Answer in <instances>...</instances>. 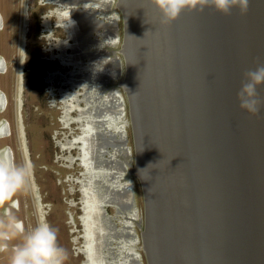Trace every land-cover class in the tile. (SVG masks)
<instances>
[{"label":"water","instance_id":"obj_1","mask_svg":"<svg viewBox=\"0 0 264 264\" xmlns=\"http://www.w3.org/2000/svg\"><path fill=\"white\" fill-rule=\"evenodd\" d=\"M119 1L121 11L114 4L101 10L96 18L103 22L94 29L113 27L115 34L117 19L110 15L117 12L119 42L103 46L119 50L124 35L121 85L130 94L150 263L264 264V107L253 115L237 100L244 72L264 64V0H249L246 13L234 8L224 15L207 6L185 9L171 21L154 0ZM86 15L64 11L62 23L74 41L68 60L80 55ZM258 91L264 98V85ZM89 134L82 137L88 162L97 149ZM4 154L12 164L8 147ZM85 194L87 263L109 264L105 233L97 230L105 200L92 188ZM133 250L146 264L141 244Z\"/></svg>","mask_w":264,"mask_h":264},{"label":"flooded vegetation","instance_id":"obj_2","mask_svg":"<svg viewBox=\"0 0 264 264\" xmlns=\"http://www.w3.org/2000/svg\"><path fill=\"white\" fill-rule=\"evenodd\" d=\"M31 1L33 0H0V142L7 139L11 141L12 135V140H20L21 155L25 159L28 169H30V156L37 148H43V152L45 150L52 155L51 151L53 152V148L51 145H53L54 137H50L46 132L43 137L41 136L42 139L37 136L31 137L26 133V124L38 125L41 123L44 127L47 126V123L49 127H54L56 124L57 127L59 125H65V127L72 124L78 125L79 134L70 135V138L66 137L68 140L65 142L62 140L58 141V146L63 160L71 163L69 168L73 167L75 171L80 169L78 172L79 176H74V186H72L73 190L76 188V196L73 199L77 201L75 206L80 211V215L74 216L72 211H69V207L65 206V204L68 205V201L64 196L62 198V195L65 194L62 188L61 191L58 189L56 193L58 195L56 202L54 200L48 201L49 212L47 217L39 216L37 220L49 223V216L52 213L55 215L57 213L61 218L67 216L72 226H79L81 232L79 237L82 239L79 252L84 259L82 264H88L87 256L84 253L85 227L83 208L86 198L85 193L92 188V193H96L98 197L105 200L101 204L103 210L101 223L99 224L101 229H97L99 232L105 233V240L102 246L103 258L107 262L109 261V264H140L142 257L133 248L135 249L137 244H141L142 249H144L146 264H151L146 251V243L142 239L143 232H138L140 236L137 234V228H142L141 224L144 227L143 231L146 229L147 204L142 189L144 196V223H142L138 212L137 175L134 172L136 145L130 108V94L121 85V81L125 78L123 76L126 73V68L122 71V64L119 59L121 58L120 55H123L124 35L121 39L119 50L110 51L103 46L104 41L110 43L111 46L119 42V30L121 27L118 23L119 16L117 12H113L110 15L117 19L115 21L117 24L115 34L113 27L110 30L109 28L106 30L94 29L98 27L99 23L103 22L101 19L96 18L101 13V10L106 8L109 11L114 4L120 12V1L60 0L63 2L59 3L58 0H42L45 1L44 4L50 5L54 3L62 7L56 11L59 20L53 22L52 25L54 27L61 26L67 33L65 39H61L59 44L51 46L52 50H54L52 58L49 56L44 57L45 55L41 56V54L36 55V51L32 49L31 45L36 42L28 41L30 31L32 29L35 30L36 26H39V21H35L37 17L31 12ZM35 1L36 5L40 6V0ZM67 10H81L82 13L87 14L85 27L82 28L81 36L77 43L80 47V55L69 60L62 58L73 51L71 45L74 41L68 38V31L63 23H60V20L61 22L63 21L61 11ZM10 13L12 16L9 15ZM89 14H91L90 17H95L96 19H91L88 16ZM15 16L16 19L14 20ZM89 19L93 21L90 22ZM42 21L40 24H43L44 27L49 25V17L43 15ZM11 27L13 28V34L8 30V28L11 30ZM50 33L54 35L53 31H50ZM63 41H66L64 43L66 49L64 50L59 47L63 44ZM15 46L17 48L15 49L17 50V58L10 61L9 52L11 53V49L15 48ZM42 50L44 49L42 48ZM55 50L59 51V54L56 55ZM57 58H59V63L65 68L60 65L54 66L55 63H58L55 61ZM42 59H49L51 61L47 62L49 65L54 62L51 65L52 68L48 69L50 74L45 80L51 83L53 89L51 85H48L44 95L37 86V89L33 90L32 96L30 92L28 94L27 83H35L34 76L36 74L34 75V70L38 69L40 65H44L41 64L43 62ZM104 64L106 66L105 72L102 70ZM122 72L123 75L121 74ZM47 106H53V109H58L60 112L62 110L61 117L54 118V116H50L51 120H49V117H45L44 114L42 116L41 110ZM74 112L73 118H70L69 115ZM4 124L7 129L4 128ZM15 125L18 129L21 127L22 132L17 133ZM61 128L65 129L64 127ZM91 132H94V134H89ZM87 134H89L88 137L92 135L95 137V140L92 141L93 144L90 146L91 148L97 147L96 158H98V162L96 158L95 160L92 158L89 162L83 160L84 150L87 146L85 145L86 140H83L82 137ZM45 144H47L46 147ZM7 147L11 152L12 164L20 165L18 162V152L20 153V151L11 145L4 146L3 150ZM15 151L17 154H15ZM97 153L99 154L97 155ZM87 183L90 184L91 188L87 187ZM58 184L60 183L58 182ZM23 187L28 193L27 182ZM22 192V189H18L9 193L7 198L12 195L11 198L8 200L5 198L3 200L5 204L0 207V242H2L0 246L5 248V251L1 252L4 258L3 264L10 263L11 249L19 242L18 232L29 231L25 223L28 205L23 200ZM32 193L35 205L30 197L28 201H31H29L30 215L33 218L34 212L41 210L42 198L34 196L35 191ZM68 197L70 200L72 195H68ZM55 205L56 210H54ZM70 240L72 241V239ZM148 246L150 247L151 245ZM131 249L133 250L132 252L130 251Z\"/></svg>","mask_w":264,"mask_h":264},{"label":"rangeland","instance_id":"obj_3","mask_svg":"<svg viewBox=\"0 0 264 264\" xmlns=\"http://www.w3.org/2000/svg\"><path fill=\"white\" fill-rule=\"evenodd\" d=\"M33 1H31V3H30V6L32 8L31 12L34 16L37 17L35 19V21H39V26H36L37 28L35 30L32 29L30 31L28 41L36 42L34 44L33 43L31 44L32 49L36 51V55L41 54V56L45 55L44 57L49 56L52 58L54 50H52L51 46L55 45V44H59L61 39L62 40L65 39V36L67 34L65 29L62 28L61 26H59V24H58L59 27H54L52 25L53 22H57L59 20L58 15H56V11L58 10V8H62V7H60L54 3L53 4L51 3L50 5L44 4L45 1H42V0L39 1L40 6H37L36 1L35 0H33ZM55 1H57V0H55ZM58 2L62 3V1H60V0H58ZM33 11H35V12L33 13ZM61 13L63 16L64 11H61ZM9 15L12 16L11 13ZM43 15L49 17V25H47L46 27H44L43 24H40L43 22L42 21ZM59 16H60V12H59ZM15 19H16V16L14 17V20ZM60 23H62L61 20H60ZM8 30H9V32L11 31V33L13 34V28L12 27H11V30H10V28H8ZM50 31H53L54 35L51 34L52 32L50 33ZM42 35L44 36V40H43ZM50 37H52V38H50ZM38 40H39V42H38ZM59 47L61 48V45ZM42 48L44 50H42ZM12 49H13V51H12ZM12 49H11V53L9 52L10 61H13L14 59L16 60V58H17V50H15V49H17L16 46H15V48H12ZM55 52H56V55L59 54V51L55 50ZM58 59L59 58L55 59V61H57L58 63H55L54 66L60 65L62 68H65V67H63L62 64L59 63ZM62 59H64V57ZM42 60H43V62L41 64H44V65H40L38 69L34 70V75L36 74L34 76L35 83L34 82L27 83V85H28L27 91H28V94L30 92V95H32L33 90L37 89V86H38V89L39 90L41 89L42 93L45 95L46 94L45 91H47L46 88L48 87V85H51V83H48L45 80H47L48 75L50 74V73H48V69L52 68L51 65H53L54 62L51 63V65H49V64H47V62H51L49 59H42ZM66 69H68V67H66ZM15 70H16V66H15ZM51 88L53 89L52 85H51ZM25 91H26V89H25ZM44 99H45V97H44ZM32 100H33V97H32ZM53 108H54L53 106H47V107L42 108V110H41L42 116L44 114L45 117H49V120H51L50 116H54V118H60L62 110L60 112V110L53 109ZM8 118L10 119L9 116H8ZM25 126H26V133L29 134L31 137L37 136V137H40V139H42L45 132L47 134H49L50 137L51 136L54 137L53 145H51L53 148V149L51 148L53 150V152L51 151L52 155L47 153V151H45V150L43 152V148H37V150H35L33 153H31V156H30L31 168L29 167L30 168L29 169L30 175L26 181L27 185H28V193L25 191L24 187L20 188L23 191L22 192L23 200L28 205V207H27L28 212H27V217H26L25 223H26L27 229L30 231L32 229V227H34L37 224V222H38L37 219L39 216H46L47 217V214L49 212V210H48L49 209V202L51 200H54L56 202V199L58 197V195L56 193H57L58 189L61 191L63 188V190L65 191V194L62 195V198L64 196L65 199L68 201V205L65 204V206L69 207V211L70 212L72 211V214L76 217L78 215H80V211L75 206L77 201H75V199H73L74 196H76V194H75L76 188H75V190H73V187H72V186H74L73 185L74 176H77V175L79 176L78 172L80 171V169H77V171H75L73 169V167L69 168L71 166L70 165L71 163H68V162L63 160L61 153H60V148L58 146L59 145L58 141L62 140L63 142H65L66 140H68V139H66V137L70 138V135L79 134L80 130H79L78 125H75V124L74 125L72 124L71 126L66 125V127H65V125H62V126L59 125V127H57V124L54 125V127H49L48 123H47V126H45V127L41 123L38 125L37 124H35V125L26 124ZM61 127H64L65 129L63 130ZM15 128H16V132L19 133L20 129H18L16 125H15ZM12 136L10 138L11 141L9 139L3 140V141L1 140V142H0V157L2 155V150H3L4 146L11 145L13 148H17L20 151V153H19L17 150L18 155H19L18 156V158H19L18 162L20 163V165H23V164H25V159L21 155L20 140H17V141L15 139L12 140ZM46 145L47 144H45V147H46ZM17 152L15 154H17ZM3 158L5 159V154L3 155ZM58 182L60 184H58ZM31 187H32V192L35 191L34 196H38V197L40 196L42 198L41 210L38 212L35 211L33 218L30 215V213H31V208L29 206L30 200L28 201V198L30 197L33 204L35 205V200L33 198V193L31 192ZM136 188H137V199H138V208H139L138 212H139V216L141 217V220H142L141 222L144 223V220H143V218H144L143 197L144 196H143V192H142L141 183H140L138 177H136ZM64 191H62V192H64ZM68 195H72V198L70 200L68 199L69 198ZM11 196L9 198H7V200L10 199ZM3 204H5L4 201L0 202V207H2ZM54 210H56V205L54 206ZM49 218H50L49 224H51L57 230V238H58L59 245L61 247H63L66 251V257L67 258L65 260L66 262L63 261V264H82L84 259L79 252V249L81 248V242H82L81 237H79V235L81 234L79 226H77V227L72 226L71 223L68 221L67 216H63L61 218V217H59V215L57 213H56V215L54 213H52L49 216ZM141 227L142 228H140V230L143 232V229H144L143 224H141ZM70 239H72V241ZM1 243L2 242H0V244ZM3 261H4V258L0 252V264H3L2 263ZM8 264H10V263H8Z\"/></svg>","mask_w":264,"mask_h":264},{"label":"clouds","instance_id":"obj_4","mask_svg":"<svg viewBox=\"0 0 264 264\" xmlns=\"http://www.w3.org/2000/svg\"><path fill=\"white\" fill-rule=\"evenodd\" d=\"M163 16L175 20L185 9L203 10L211 6L216 11L230 15L234 8L246 13L249 0H154ZM264 85V64L244 72L237 92L239 107L250 114H259L264 107V98L258 88ZM26 164L14 165L0 157V202L9 193L23 187L29 178ZM19 242L11 249L10 264H63L66 251L58 243L57 230L46 221H38L28 232H18ZM5 248L0 246V252Z\"/></svg>","mask_w":264,"mask_h":264},{"label":"bare ground","instance_id":"obj_5","mask_svg":"<svg viewBox=\"0 0 264 264\" xmlns=\"http://www.w3.org/2000/svg\"><path fill=\"white\" fill-rule=\"evenodd\" d=\"M1 21V20H0ZM1 23V22H0Z\"/></svg>","mask_w":264,"mask_h":264}]
</instances>
